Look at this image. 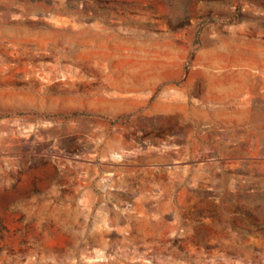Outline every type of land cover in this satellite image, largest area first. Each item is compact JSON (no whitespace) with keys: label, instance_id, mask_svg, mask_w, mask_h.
<instances>
[{"label":"rangeland","instance_id":"obj_1","mask_svg":"<svg viewBox=\"0 0 264 264\" xmlns=\"http://www.w3.org/2000/svg\"><path fill=\"white\" fill-rule=\"evenodd\" d=\"M163 39L209 142L149 114ZM258 54L264 0H0V264H264V93L227 84Z\"/></svg>","mask_w":264,"mask_h":264},{"label":"crops","instance_id":"obj_2","mask_svg":"<svg viewBox=\"0 0 264 264\" xmlns=\"http://www.w3.org/2000/svg\"><path fill=\"white\" fill-rule=\"evenodd\" d=\"M159 60L155 65V72L153 75H147L145 78L144 91L141 94L144 95H157L153 109H149V114L154 115L155 118L162 121V126L166 127H179L190 128L188 129L190 137L193 142H209V128L212 125L210 118V108L208 103L211 101L210 97L206 94L202 96H196L194 86L196 83V77L193 73H186L183 70V63L185 57L188 55V46L185 43L179 42L175 39H163L158 42ZM246 67L243 69H236L229 71L227 74L228 86L231 87L233 81L242 78L243 72L250 71L253 76L252 82L256 83L259 92L258 95L264 93V55L258 54L251 57L250 61H247ZM202 83L205 81V77L201 79ZM194 128H202V132L198 135H194ZM205 128H207L205 130ZM176 155H180L179 150H175L174 147L170 148ZM171 151L163 152L158 158L170 159L172 156ZM187 157H193V151H186ZM164 169V168H162ZM145 175L158 174L160 171L158 168H150L145 166L142 170ZM163 206L171 205L170 200H161ZM148 202L143 199L134 201L131 206H144ZM167 230L170 229V221H167L164 225ZM124 229L131 228L132 224H124ZM98 230H105L107 232L110 229L97 228ZM98 253L105 254L110 250L108 247H95ZM131 253H140L132 251Z\"/></svg>","mask_w":264,"mask_h":264}]
</instances>
